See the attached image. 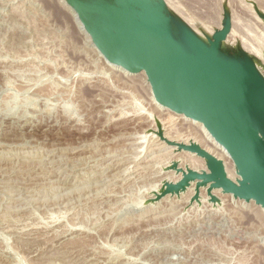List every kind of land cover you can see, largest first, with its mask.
Returning <instances> with one entry per match:
<instances>
[{
    "label": "rangeland",
    "instance_id": "obj_1",
    "mask_svg": "<svg viewBox=\"0 0 264 264\" xmlns=\"http://www.w3.org/2000/svg\"><path fill=\"white\" fill-rule=\"evenodd\" d=\"M163 1L197 31L221 29L228 12L229 44L264 57V0ZM151 95L146 74L110 65L63 0H0V264H264L256 204L220 190L212 202L208 187L196 200L198 182L157 198L183 178L175 162L208 172L179 144L232 164L201 123ZM150 120L164 138L143 134Z\"/></svg>",
    "mask_w": 264,
    "mask_h": 264
},
{
    "label": "water",
    "instance_id": "obj_2",
    "mask_svg": "<svg viewBox=\"0 0 264 264\" xmlns=\"http://www.w3.org/2000/svg\"><path fill=\"white\" fill-rule=\"evenodd\" d=\"M63 1L109 64L130 74L145 73L155 101L201 123L240 177L237 183L229 179L224 162L200 145L179 144V151L203 158L209 172L184 171L175 162L171 170L183 178L165 182L157 198L180 195L198 182L196 200L208 187L212 202L219 201L212 193L220 190L264 210V62L239 41L235 47L229 44V13L221 29L210 32L194 29L163 0ZM256 13L264 22V12Z\"/></svg>",
    "mask_w": 264,
    "mask_h": 264
},
{
    "label": "bare ground",
    "instance_id": "obj_3",
    "mask_svg": "<svg viewBox=\"0 0 264 264\" xmlns=\"http://www.w3.org/2000/svg\"><path fill=\"white\" fill-rule=\"evenodd\" d=\"M49 3H50V2H49ZM172 5H173V4H172ZM172 5H171V7H174V5H173V6H172ZM172 9L175 10V9H176V6H175L174 8H172ZM250 11H251V10H250ZM250 11H249V12H250ZM252 11H253V13H254L253 16H254V17H258L257 15H255L256 13L254 12V10H252ZM175 12H176V11H175ZM177 12H178V10H177ZM177 12H176V13H177ZM179 14H180V13H179ZM257 19H258V18H257ZM257 19H256V20H257ZM258 21L261 23L260 20H258ZM258 21H257V22H258ZM190 22H191V21H190ZM192 22H193V21H192ZM259 22H258V23H259ZM197 23H198V22H197ZM199 23H200V22H199ZM199 23H198V24H199ZM198 24H196V25H198ZM190 25H191V23H190ZM192 26H193V24H192ZM199 26H200V25H199ZM194 27H195V26H194ZM247 27H248V26H247ZM235 28H236V27H235ZM240 28H243V27L240 26ZM245 28H246V27H245ZM243 29H244V28H243ZM248 29H249V28H248ZM250 29H251V28H250ZM250 29H249V30H250ZM196 30H197V28H196ZM211 30H212V29H211ZM234 30H235V29H234ZM198 31H199V30H198ZM232 31H233V29H232ZM247 31H248V30H247ZM235 32H236V31H235ZM237 32H238V31H237ZM251 33H252V32H251ZM251 33H249V34H251ZM233 34L236 36V33H233V32L231 33L230 36H232ZM251 35H252V34H251ZM239 37H240V36H239ZM252 38H253V36H252ZM239 39H241V38H239ZM242 40H244V39L242 38ZM255 40H257V39H255ZM244 41H245V40H244ZM246 41H247V40H246ZM242 42H243V41H242ZM246 45H247V44H246ZM263 47H264V46H263ZM249 48H250V47H249ZM261 48H262V47H261ZM253 49H254V48H253ZM259 49H260V48H259ZM259 49H257V50L259 51ZM263 49H264V48H263ZM249 50H250V49H249ZM257 50L255 49L256 52H258ZM250 51H251V50H250ZM263 51H264V50H263ZM247 52H249V51H247ZM261 52H262V51L260 50L258 54H260ZM256 54H257V53H256ZM256 54L254 53L255 56H256ZM261 54H262V53H261ZM263 54H264V53H263ZM261 56H262V55H261ZM260 58H263V59H264L263 56H262V57H259V60H260ZM110 65H111V64H110ZM141 75H143V74H141ZM142 78H144V76H143ZM144 80H146V79H144ZM146 82H147V81H146ZM151 96H152V95H151ZM152 97H153V96H152ZM152 97H151V99H152ZM155 102H156V101H155ZM155 104H156V103H155ZM157 104H158V103H157ZM173 114H174V113H173ZM170 115H171V114H170ZM170 115H169V117H170ZM124 117H125V116H124ZM172 117H173V116H172ZM174 117H175V116H174ZM179 117H180V116H179ZM121 118H122V117H121ZM126 118H127V117H126ZM180 118H181V117H180ZM180 118H179V119H180ZM182 119H183V115H182ZM182 119H181V120H182ZM144 120H145V119H144ZM146 121H147V120H146ZM142 122H143V121H142ZM147 123H148V126L146 127V130H143V131H144L143 134H144L145 132L149 133V131L152 132V131H151L152 129L156 130V128H158V126L155 125V123L153 122V120H150V122H147ZM193 124H194V123H193ZM197 125H198V124H197ZM125 126H127V125H125ZM201 126H202V125H201ZM104 127H105V126H104ZM120 127H121V126H120ZM124 128H126V127H124ZM141 128H142V127H141ZM137 129H138V128H137ZM200 129H201V128H200ZM154 130H153V131H154ZM198 130H199V129H198ZM156 131H157V130H156ZM199 131H200V130H199ZM169 134H170V133H169ZM205 134H206V133H205ZM126 135H128V134H126ZM131 135H132V134H131ZM147 135H148V134H147ZM134 136H136V135H134ZM148 136H149V135H148ZM151 137H153V136L151 135L150 138H151ZM171 137H172V136H171ZM177 138H178V137H177ZM212 138H213V137H212ZM156 139H157V138H156ZM174 139H176V137H175ZM206 139H207V138H206ZM210 139H211V137H210ZM213 140H214V139H213ZM213 140H212V141H213ZM172 141H174V140H172ZM176 141H177V140H176ZM178 141H179V140H178ZM178 141H177V142H178ZM181 141H182V140H181ZM214 141H215V140H214ZM138 142H139V141H138ZM186 142H187V141H186ZM192 142H193V141H192ZM198 142L200 143V141H198ZM210 142H211V141H210ZM215 142H216V141H215ZM149 143H151V142H149ZM181 143H182V142H181ZM184 143H185V142H184ZM193 143H194V142H193ZM195 143H196V142H195ZM213 143H214V142H213ZM153 144H154V143H153ZM197 144H198V143H197ZM204 144H205V143H204ZM198 145H199V144H198ZM212 145H213V144H212ZM212 145H211V146H212ZM216 145L222 150L223 154L226 156V158H227V159L231 162V164H232V167H230L229 165H228V166L226 165V167H228V169H226V171H227V174H228L229 179H231L233 182H236V183H237V181H238V179H240V177L237 176V171H236V168H235V165H234L233 161L231 160V158L229 157L228 153L225 151V149H224L223 147H221L217 142H216ZM214 146H215V145H214ZM205 147H206V146H205ZM212 147H213V146H212ZM152 148H153V147H152ZM202 148H203V146H202ZM206 148H207V147H206ZM206 148H204V149H206ZM140 149H141V148H140ZM140 149H138V151H139ZM215 149H216V148H215ZM215 149H214V153H215ZM208 150H209V149H207L206 151H208ZM210 150H211V148H210ZM130 151H132V150H130ZM130 151H129V152H130ZM212 151H213V150H212ZM212 151H211V152H212ZM185 152H186V151H185ZM220 152H221V151H220ZM220 152H219V153H220ZM187 153H188V152H187ZM184 154H185V153H184ZM212 154H213V153H212ZM186 155H187V156H186ZM217 155H218V154H217ZM217 155H216V157H218ZM183 156H184V155H183ZM185 156L188 157V154H185ZM190 156H191V155H190ZM190 156H189V157H190ZM195 156H197V155H195ZM222 156H223V155H222ZM225 156H224V157H225ZM219 157H220V156H219ZM183 158H184V157H183ZM200 158H201V157H200ZM226 158H225V159H226ZM184 159H185V158H184ZM220 159H221V158H220ZM175 160H176V159H175ZM177 160H178V159H177ZM187 160H188V158H187ZM199 160H200V159H199ZM203 160H204V159L202 158L201 163L203 162ZM161 161H162V160H161ZM173 161H174V159H173ZM194 161H196V160H193V162H194ZM223 161H224V159H223ZM156 162H157V161H156ZM165 162H166V161H165ZM187 162L190 163V162H191V159H189V161H187ZM187 162H186V164H187ZM196 162H197V161H196ZM199 162H200V161H199ZM184 163H185V162H184ZM203 163L205 164V162H203ZM225 163H226V161H224V164H225ZM186 164H185V165H186ZM191 164H192V163H191ZM199 164H200V163H199ZM228 164H229V163H228ZM179 165H180V164H179ZM194 165H195V164H194ZM197 165H198V162H197ZM197 165H195V166H197ZM201 165H202V164H201ZM190 167H191V166H190ZM192 167H194V166H192ZM202 167H203V166H202ZM226 167H225V168H226ZM194 168H195V167H194ZM194 168H193V169H194ZM198 168H199V167H198ZM198 168H197L196 170H198ZM229 168H230V170H231V168H233L232 171H229ZM190 169H192V168H190ZM200 169H202V170L204 171V168H201V166H200ZM145 170H146V169H145ZM143 171H144V170H143ZM186 171H187V170H186ZM194 171H195V170H194ZM198 171H199V170H198ZM198 171H197V172H198ZM205 171H206V169H205ZM161 172H162V171H161ZM165 172H166V171H165ZM208 172H209V171H208ZM169 173H170V172H169ZM136 174H137V173H136ZM160 174H161V173H160ZM166 175H167V174H166ZM145 176H146V175H145ZM157 176H158V175H157ZM181 176H182V175H181ZM139 177H140V176H139ZM151 177H152V176H151ZM162 177H163V176H162ZM165 177L167 178L168 176H165ZM172 177H173V176H172ZM179 177H180V176H179ZM179 177H177V179L180 180L181 178H179ZM182 177H183V176H182ZM173 178H174V177H173ZM135 179H136V178H135ZM163 179H164V178H163ZM171 179H172V178H171ZM172 180H173V179H172ZM181 180H182V179H181ZM153 181H156V180H153ZM163 181H164V180H163ZM173 181H174V183H176L175 179H174ZM195 183H196V182H195ZM157 184H158V183H157ZM193 186H194V185H193ZM195 186H196V185H195ZM160 188H161V187H160ZM195 189H196V187H195ZM202 189H203V188H202ZM200 191H201V190H200ZM217 191H218V190H217ZM217 191H216V192H217ZM193 192H194V190H193ZM204 192H205V191H204ZM204 192H203V194H204ZM214 192H215V191H214ZM218 192H219V191H218ZM218 192H217V193H218ZM220 192H222V191H220ZM182 195H183V194H182ZM191 196H192V195H191ZM225 196H226V195H225ZM228 196H229V195H228ZM230 196H232V195H230ZM189 197H190V196H189ZM204 197H205V198H203V199H206V196H204ZM229 198H232V197H229ZM252 203L255 204V202H252ZM206 204H208V203L206 202ZM252 205H253V204H252ZM260 208H261V207H260ZM240 231H241V230H240ZM240 240H241V239H240ZM236 241H237V240H236ZM183 261H184V260H183ZM190 261H191V260H190Z\"/></svg>",
    "mask_w": 264,
    "mask_h": 264
}]
</instances>
